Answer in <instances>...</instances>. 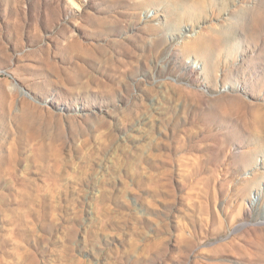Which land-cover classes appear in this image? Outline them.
<instances>
[{"label":"rangeland","instance_id":"374dc122","mask_svg":"<svg viewBox=\"0 0 264 264\" xmlns=\"http://www.w3.org/2000/svg\"><path fill=\"white\" fill-rule=\"evenodd\" d=\"M0 264H264V0H0Z\"/></svg>","mask_w":264,"mask_h":264}]
</instances>
